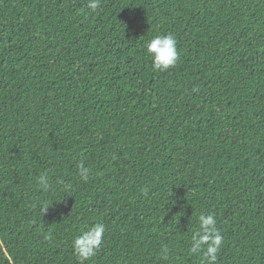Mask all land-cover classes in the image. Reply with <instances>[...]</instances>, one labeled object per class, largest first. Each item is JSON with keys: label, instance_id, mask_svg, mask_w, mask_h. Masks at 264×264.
I'll list each match as a JSON object with an SVG mask.
<instances>
[{"label": "trees", "instance_id": "1", "mask_svg": "<svg viewBox=\"0 0 264 264\" xmlns=\"http://www.w3.org/2000/svg\"><path fill=\"white\" fill-rule=\"evenodd\" d=\"M87 5L0 0V264H81L95 223L84 264H205L201 214L216 264H264V0ZM167 34L178 61L154 70Z\"/></svg>", "mask_w": 264, "mask_h": 264}, {"label": "clouds", "instance_id": "2", "mask_svg": "<svg viewBox=\"0 0 264 264\" xmlns=\"http://www.w3.org/2000/svg\"><path fill=\"white\" fill-rule=\"evenodd\" d=\"M100 4V0H88V9L95 11ZM146 52L152 59V67L154 70L167 71L175 67L179 54L177 51V41L172 34L156 35L146 43ZM90 168L81 163L79 165L80 177L87 182L89 179ZM38 186L47 191L49 189V179L46 174L39 176L37 180ZM53 203H45L42 207L44 212ZM199 228L191 237L190 254L203 253L205 264H216L217 253L223 244V237L216 227L217 221L212 214H201L198 218ZM106 232L105 225L95 223L91 226H85L79 235L73 240V250L80 259L81 264L94 257L100 249L104 234ZM169 254L167 247L162 249V255L166 258Z\"/></svg>", "mask_w": 264, "mask_h": 264}]
</instances>
